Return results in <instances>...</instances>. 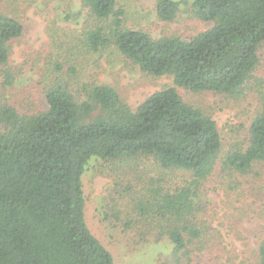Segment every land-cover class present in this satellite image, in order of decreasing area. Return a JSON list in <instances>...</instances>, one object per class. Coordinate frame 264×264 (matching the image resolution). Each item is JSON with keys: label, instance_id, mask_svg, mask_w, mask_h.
Wrapping results in <instances>:
<instances>
[{"label": "trees", "instance_id": "obj_1", "mask_svg": "<svg viewBox=\"0 0 264 264\" xmlns=\"http://www.w3.org/2000/svg\"><path fill=\"white\" fill-rule=\"evenodd\" d=\"M81 3V33L53 38L43 58L46 107L26 102V91L23 101L6 98L21 72L9 61L24 25L0 5V264H114L85 220L82 177L92 158L129 164L102 208L129 247L167 241L158 264H264V240L236 263L207 215L217 176L236 194L248 175L264 179V0H194L193 15L213 26L187 39L129 27L120 0ZM180 5L157 0L158 19L174 22ZM110 49L175 86L132 108L87 76ZM176 87L259 104L226 148L211 115Z\"/></svg>", "mask_w": 264, "mask_h": 264}, {"label": "rangeland", "instance_id": "obj_2", "mask_svg": "<svg viewBox=\"0 0 264 264\" xmlns=\"http://www.w3.org/2000/svg\"><path fill=\"white\" fill-rule=\"evenodd\" d=\"M156 1L120 0L127 12L128 26L143 29L156 39L163 36L187 39L213 26V23L201 22L193 15L194 0H176L181 3L176 20L161 21L156 14ZM0 5L15 14L24 25L22 38L12 44L9 61L12 68H19L21 72L6 98L23 101L26 91L31 99L26 102L46 107L40 85V82L46 85L48 80L41 78L43 58L51 53L53 38L74 42L85 24L87 10L81 0H0ZM97 60L98 64L87 70L89 80L113 86L132 108L138 107L151 94L175 86L172 77L144 74L122 59L115 49H110L102 58L97 56ZM176 88L186 103L211 115L226 148L235 141L234 138L237 139L239 124L259 104L256 99L235 102L209 92L196 94L182 87ZM128 166L121 164L118 167L96 158L89 161L82 177L85 220L92 233L112 254L114 264H158L159 255L166 254L171 247L167 241L129 247L121 231L103 221V201L123 183ZM257 173L253 175L257 176ZM256 176L246 177L239 194L229 190L226 179L220 175L209 183V222L222 234L228 250L236 256V263L250 259L264 240V179Z\"/></svg>", "mask_w": 264, "mask_h": 264}]
</instances>
